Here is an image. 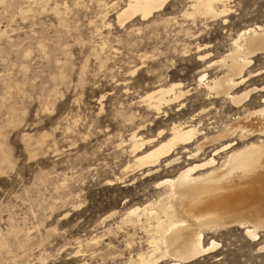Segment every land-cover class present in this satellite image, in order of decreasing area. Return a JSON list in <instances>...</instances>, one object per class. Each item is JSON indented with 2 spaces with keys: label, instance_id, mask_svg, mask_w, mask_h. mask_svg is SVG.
Returning <instances> with one entry per match:
<instances>
[{
  "label": "rangeland",
  "instance_id": "1",
  "mask_svg": "<svg viewBox=\"0 0 264 264\" xmlns=\"http://www.w3.org/2000/svg\"><path fill=\"white\" fill-rule=\"evenodd\" d=\"M121 1L46 0L41 4L0 0V147L9 158L0 166V264H113L111 258L120 250L126 256L124 239L116 242L105 233L113 224L105 217L125 203L155 196L154 183L173 176L186 159L180 153L181 161L162 162L146 176L133 156L122 153L125 146L115 144L120 142L118 138L126 139L120 126L126 113L134 120L136 116L137 124L144 123L142 136L155 138L158 130L167 129L173 116L174 120L179 117L180 107L174 106L166 110L168 115L158 114L152 120L136 103L152 87L154 80L146 77L147 70H155V75L162 71L164 81L193 87L198 53L219 59L232 49L237 31L264 22V0H229L233 12L226 18L205 19L208 22L185 16L190 11L186 0H169L149 20L133 18L118 24L117 8L110 6ZM196 47L203 49L195 53ZM143 57H149L145 64L141 63ZM252 61L243 72L245 77L250 72L251 77L238 93L264 85V52ZM101 63H106L105 68ZM136 65L139 70L131 75ZM196 89L190 92L185 109L193 107L197 96L202 101L204 96ZM262 94H253L237 111L259 104ZM100 104L101 116L97 114ZM220 105L218 101L207 107L210 112L204 121L209 127L217 125L222 109L228 107L222 116L224 123L236 112L228 101L223 108ZM105 127L113 139L106 135ZM22 135L28 136L27 141ZM38 141H43L41 147ZM107 179L114 184L107 185ZM259 235L258 241L251 242L239 227L207 235L219 248L193 264H264V252L257 249L264 242V231ZM78 248L79 256L73 257Z\"/></svg>",
  "mask_w": 264,
  "mask_h": 264
},
{
  "label": "bare ground",
  "instance_id": "2",
  "mask_svg": "<svg viewBox=\"0 0 264 264\" xmlns=\"http://www.w3.org/2000/svg\"><path fill=\"white\" fill-rule=\"evenodd\" d=\"M32 1L33 3H46V0ZM121 2L120 4L119 2L112 3L110 6V8L112 6L117 8L115 15L118 24H123L133 18L144 21L154 12L166 7L169 0H124ZM228 2L229 0H186V6L190 11H182V13L184 12L187 17H196L200 20L226 18L224 16L228 12H233L230 10L231 6L229 8ZM54 3L56 4V2ZM104 6L107 8V4ZM54 13L57 20L61 21L60 14L58 16L56 12ZM201 49L198 47L195 50L194 48L195 53ZM263 52L264 22L261 25L254 24L237 31L235 37L232 38V49L219 59H208L207 54L198 53L193 63L198 68L193 87L192 84L185 85L186 83L179 81L178 83L164 81L161 78L162 74H160L162 71L159 75H155V70H147L149 73L145 71L146 77H150L149 80L154 81L150 80L152 87L140 95L136 99L138 101L135 102L143 107L144 111L152 115V120L153 116L158 114L166 116V110L174 106L180 107L179 117L174 120L173 116L169 126H166L167 129L158 130L155 138L152 135V137L142 136L143 133L140 131L144 123L142 125L137 124L135 122L136 116L134 120V116L129 117V114L126 113L128 116L124 114L125 116L123 115L120 120L121 130L126 133V139L117 137L120 142L116 143V141L115 144L118 148L125 146L122 153L125 151L129 153L128 155L133 156L138 168L145 170L146 176L152 175L151 172L160 167L162 162L171 165L177 161L180 158V153H184L186 159L183 162V167L181 166L173 176L154 183L155 196L153 195L143 202H132L131 205L125 203L120 210L115 208L110 214H107L105 219L111 218L113 224L107 226L105 233L111 235L116 242L122 237L124 250L127 251L126 256H124L125 254L120 250L116 257L111 258L112 262H118L117 264H163L164 262L168 264H193L199 258L214 253L219 248L212 247L213 243L217 245L219 243L214 238L207 240V235H216L229 227L243 229V234L251 242L260 239L259 232L264 231V94H262L264 85L260 88L252 87L242 93H238L236 90L251 77L250 72L247 71L248 76L246 77L243 72L253 63L252 58ZM97 55L95 54V59ZM147 59L142 60L141 63L145 64ZM104 61L106 60L104 59ZM125 62L127 64V61ZM121 67L123 66L121 65ZM213 69H216L217 72H212ZM138 70L139 67L136 65L129 73L132 75ZM209 71L212 72L210 75ZM196 88L204 96L202 101H199V96L194 97L193 107L185 109L184 103L190 99L192 96L190 92ZM257 92L262 94L259 104L246 108L241 113L238 112L237 109L243 107L244 103L249 101L252 95ZM132 101L134 102V100ZM218 101L221 103L220 108H223L224 101H228L231 108L236 112L230 121L224 123L222 116L228 107L222 109V113L219 109L218 119L215 122L217 125L209 127L204 121L210 112H208L207 107H211ZM130 104L132 103L130 102ZM126 107L124 106V108ZM197 107L199 109H196ZM129 110L128 112H130ZM97 114L100 116L103 114L101 104ZM134 114L137 115L136 112ZM156 118L157 116L154 117V119ZM107 128H103L104 132L111 138ZM22 137L27 141L28 136L22 135ZM41 143L43 144V141L36 142L39 146ZM8 159L7 154L0 147V166L6 164ZM106 184L114 183L107 179ZM250 232L256 239H252V236L249 235ZM108 244L110 245L109 241ZM261 248H264V242L259 244L257 249L260 250ZM77 254H79V248L72 255L78 257ZM107 255L111 257L110 254ZM101 259L105 260L104 262L107 261V258L104 259L102 256Z\"/></svg>",
  "mask_w": 264,
  "mask_h": 264
},
{
  "label": "snow or ice",
  "instance_id": "3",
  "mask_svg": "<svg viewBox=\"0 0 264 264\" xmlns=\"http://www.w3.org/2000/svg\"><path fill=\"white\" fill-rule=\"evenodd\" d=\"M249 235L252 236V239H256V237H255L254 235H252L251 232L249 233ZM212 247H219V245L213 243ZM260 251H261V252H264V248H261Z\"/></svg>",
  "mask_w": 264,
  "mask_h": 264
}]
</instances>
